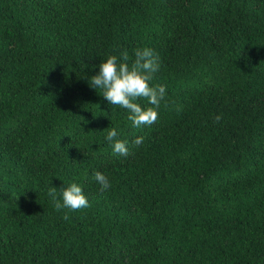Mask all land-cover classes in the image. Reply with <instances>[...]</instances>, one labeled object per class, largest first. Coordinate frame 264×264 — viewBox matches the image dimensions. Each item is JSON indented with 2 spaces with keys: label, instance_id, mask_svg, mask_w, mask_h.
I'll return each instance as SVG.
<instances>
[{
  "label": "trees",
  "instance_id": "trees-1",
  "mask_svg": "<svg viewBox=\"0 0 264 264\" xmlns=\"http://www.w3.org/2000/svg\"><path fill=\"white\" fill-rule=\"evenodd\" d=\"M143 48L137 128L89 81ZM0 264H264V0H0Z\"/></svg>",
  "mask_w": 264,
  "mask_h": 264
},
{
  "label": "clouds",
  "instance_id": "clouds-1",
  "mask_svg": "<svg viewBox=\"0 0 264 264\" xmlns=\"http://www.w3.org/2000/svg\"><path fill=\"white\" fill-rule=\"evenodd\" d=\"M134 57L129 64L130 57L127 51H123L119 57L109 56L106 62L98 65L99 73L90 77L89 85L94 89H101L103 98L110 105L127 110L128 119L132 121L134 127L139 128L151 126L158 120L159 113L156 109L165 99L166 89L164 86L151 84L160 68L156 54L151 49L143 48L135 50ZM139 99L147 100L153 107L142 108L137 102ZM220 119L221 117H216L217 122ZM117 136L116 129L109 128L105 139L112 143L114 153L127 157L129 149L126 142L117 139ZM142 143L143 137L133 141L136 146ZM93 178L101 185V191L111 187L108 178L101 172H94ZM48 195L52 198L57 211L61 209L77 211L90 207L82 187L76 183L60 190L51 187ZM63 218L69 219L67 213Z\"/></svg>",
  "mask_w": 264,
  "mask_h": 264
}]
</instances>
